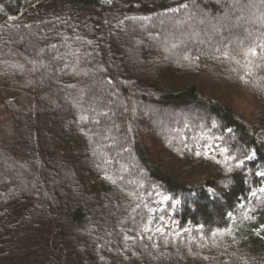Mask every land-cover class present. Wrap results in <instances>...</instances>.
Listing matches in <instances>:
<instances>
[{"label": "trees", "instance_id": "16d2710c", "mask_svg": "<svg viewBox=\"0 0 264 264\" xmlns=\"http://www.w3.org/2000/svg\"><path fill=\"white\" fill-rule=\"evenodd\" d=\"M260 44L264 0H0V264H264Z\"/></svg>", "mask_w": 264, "mask_h": 264}, {"label": "snow or ice", "instance_id": "6c2138e0", "mask_svg": "<svg viewBox=\"0 0 264 264\" xmlns=\"http://www.w3.org/2000/svg\"><path fill=\"white\" fill-rule=\"evenodd\" d=\"M257 48H259L261 50L259 52L260 58L264 59V44L256 45L254 47H249L244 52V55L246 57H256L258 55ZM252 63H253V61L251 59H249L248 65H251ZM212 126L215 127L216 125L213 123ZM229 131H231V130L229 129ZM214 139L215 140H222L223 137H215ZM183 147L188 152L193 153L196 157H209V158L215 160L216 163L224 166L226 171H231L233 168H242L244 166L246 160L252 159V155H249L248 153H244L242 158L240 156L235 155L234 153H232L231 149L226 144H209V143L205 142L203 145H201L197 142V144L195 145V148L200 149V150H194V148H189L187 144H184ZM217 156L221 157V159H217ZM256 175L260 176V177H264V172H257ZM113 183H115V181H113ZM141 187H142V185H141ZM155 194L159 195L158 192ZM129 195L133 196L135 199H139L143 202V196H141L140 194L129 193ZM147 195L151 196V195H153V193L149 192V193H147ZM250 196L255 198L258 206H264V187H258L256 189L251 190ZM168 199H169V197H167V196L162 197V200H168ZM137 207H139V205H137ZM144 207L147 209L148 216H147L146 223L143 225V231L145 233H148V232L152 231L151 225L153 223L154 218L152 217L151 214L153 212H155L156 209L150 207L147 203L144 204ZM239 208L244 209L245 205L243 203H241L239 205ZM227 215L230 219H234L232 212L227 213ZM245 215H246V212H245ZM155 219H157L159 221H163L164 216H158V217H155ZM165 227H166V225L161 224V225L155 227V232L163 235L164 231H165ZM200 227L203 228V225H201ZM185 231H189V229H185ZM226 231H228V230H226ZM229 234H230V232H229ZM176 235H179V233H176ZM216 235H217V232L212 233L213 237ZM125 238L128 239V237H125ZM148 239H152V236L149 235Z\"/></svg>", "mask_w": 264, "mask_h": 264}, {"label": "rangeland", "instance_id": "374dc122", "mask_svg": "<svg viewBox=\"0 0 264 264\" xmlns=\"http://www.w3.org/2000/svg\"><path fill=\"white\" fill-rule=\"evenodd\" d=\"M50 6V5H49ZM52 8L53 5L51 4ZM140 38V37H139ZM138 42V41H137ZM236 107L240 112V115L242 118H244L246 121H248L250 124H252L254 127H256L258 129L257 131V135L258 137H260L261 139H264V132L262 130L263 126H264V117H263V113L262 110L258 107L254 105V100L253 97L249 94V92L247 90H243L239 96H237L236 99ZM51 114L47 115V120L50 121L51 120ZM260 127V128H259ZM45 134V135H49L50 132L48 131H40V134ZM87 155H85L86 157ZM206 176V173H202L199 178H204ZM201 183V182H199ZM198 180H194V184L195 185H199ZM97 203L94 202L93 205L95 206ZM92 205V206H93ZM108 206V202L107 203H103V206ZM254 213L258 214L262 219H264V206H258L257 202L255 203L253 210ZM94 224H92L91 222L88 223L86 225V227L90 228L92 227Z\"/></svg>", "mask_w": 264, "mask_h": 264}]
</instances>
